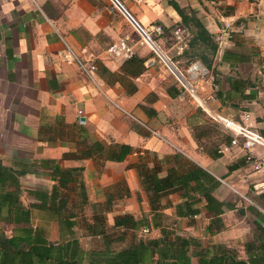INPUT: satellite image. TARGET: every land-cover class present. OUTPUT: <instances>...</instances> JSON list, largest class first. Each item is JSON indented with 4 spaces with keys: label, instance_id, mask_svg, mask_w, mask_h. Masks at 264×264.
I'll use <instances>...</instances> for the list:
<instances>
[{
    "label": "crops",
    "instance_id": "0c3cea01",
    "mask_svg": "<svg viewBox=\"0 0 264 264\" xmlns=\"http://www.w3.org/2000/svg\"><path fill=\"white\" fill-rule=\"evenodd\" d=\"M119 1L140 24L163 26L156 40L180 68L200 60L210 69L212 78L200 94L214 92L211 108L237 121L249 112L250 123L264 134V5L257 7L251 0H174L202 24L203 33L192 21L184 22L169 0ZM227 19H232L231 38L215 57L216 37ZM176 26L189 33L182 54L173 45ZM126 34L134 56L142 59L140 72L133 75L125 70L126 59L108 52L109 45ZM138 38L109 0H0V163L17 181L5 180L2 193H17L18 203L29 210V224L49 242L67 240L69 231L60 226L71 222L73 237L84 251L102 249L103 235L89 229L98 226L99 214L114 249L120 250L160 235L152 227L147 233L143 226L114 227L115 218L125 214L150 220L147 192L136 166L144 163L164 176L172 163L161 164L159 159L179 153L187 159L181 169L198 166L214 177L210 192L223 203V211H209L202 199L196 204L197 214L177 217L175 204L182 201V193L169 192L159 199L163 222L180 236L200 242L208 256L224 247L248 264H264V213L240 195L264 207V192L255 193L245 183L261 176L252 172L229 140L214 142L218 155L207 151L209 141L197 139L194 127L216 122L193 100L177 97L170 74L159 80L164 67L160 61L146 66L152 52ZM66 45L96 66L93 80L80 70ZM115 104L148 123L164 140ZM95 141L103 145L102 151L92 149ZM115 143L132 148L122 161L106 157ZM6 210L4 206L0 232L10 237L15 228L28 224L8 222ZM139 232L143 235L137 236ZM191 260L195 263L197 257Z\"/></svg>",
    "mask_w": 264,
    "mask_h": 264
},
{
    "label": "trees",
    "instance_id": "16d2710c",
    "mask_svg": "<svg viewBox=\"0 0 264 264\" xmlns=\"http://www.w3.org/2000/svg\"><path fill=\"white\" fill-rule=\"evenodd\" d=\"M169 1L184 22L192 21L199 32L205 33L202 24L194 16H188L174 0ZM140 63H142V59L132 56L124 61V64H127L125 70L131 75L137 74L140 72L138 69ZM135 64L137 67L134 66ZM214 124L217 126L216 123ZM214 132L216 131L209 123L194 127L197 139L210 137ZM218 133L220 135L219 143L229 140V134L222 135L219 130ZM261 135L264 136V134ZM217 144H205L207 151L212 153L211 155H218L216 153ZM91 146L95 151L104 149L103 145L96 141L92 142ZM131 150V146L127 144L115 143L107 150L106 157L109 160L122 161ZM159 160L161 164L169 161L172 163L164 176H158V171L155 168L150 170V167L144 163L136 166L142 186L147 192L150 220L145 216L135 219L132 215L125 214L116 217L114 221V227L135 229L138 226H143L145 233L149 232V227L158 229L160 233L158 237L139 239L133 241L126 248L116 250L112 245L114 239L108 237L102 226L103 216L95 214L98 226L89 229L92 234L103 235L104 247L102 249L84 251L78 240L73 237L71 222H64L60 226V230L64 228L69 231L67 240L49 242L35 227L29 224V210L24 209L18 203L17 193L7 194L5 192L3 194L0 189V217L3 207L6 206L7 210L4 215L8 222L14 224L24 221L28 224L15 228L10 237H6L0 232V264H248L237 259L224 247L219 248L218 254L208 256V249L203 248L200 242L180 236L173 226L163 222L165 216L159 199L163 194L169 192L181 191L182 193V201L175 204L177 217H192L197 214L199 209L196 204L202 199L206 201V208L217 214L223 211V203L212 196L210 191L215 180L207 171L198 166L187 170L181 169L183 161H187V159L179 153L166 155ZM61 172H57L60 184L63 183ZM5 180L14 184L17 182L14 176L9 175L6 168L0 163V186ZM192 255L197 257L195 263L191 260Z\"/></svg>",
    "mask_w": 264,
    "mask_h": 264
},
{
    "label": "built area",
    "instance_id": "2783aa9c",
    "mask_svg": "<svg viewBox=\"0 0 264 264\" xmlns=\"http://www.w3.org/2000/svg\"><path fill=\"white\" fill-rule=\"evenodd\" d=\"M112 5L119 10L128 23L135 30L138 35L137 42L139 44H145L152 55L145 59L146 66H153L156 61H160L163 65V71L158 73L160 81L166 79V74H170L177 88V97L180 100L191 99L207 114L209 118L219 124L229 134V145L238 148L242 154L245 163L250 166L252 172L259 174L261 178L259 180H245L248 186H251L255 193L264 192V136L260 132L253 129L249 122L251 120V114L244 112L241 117V121L235 120L231 115L222 114L219 111L210 107L209 103L216 100L214 92H210L207 97L202 96L200 93L205 89V84L210 80L211 72L200 60H194L190 62L185 68H180L177 63L169 58V56L163 51L158 44L156 38L163 34V26L159 23H151L147 26L140 24L130 12H128L119 0H109ZM257 7L264 5V0H251ZM232 25V19L223 20V27L220 30L217 40V48L215 57H220L223 49L227 46L230 41L231 34L230 28ZM174 37V48L177 54H182L184 49L187 47L189 41L188 30L183 26H176L173 29ZM67 46V45H66ZM68 53L71 58L76 61L80 70L90 79L93 80L96 66L77 57L67 46ZM108 52L113 57L119 59H128L135 55V50L130 44V36L123 35L119 37L115 42L111 43L108 47ZM166 73V74H165ZM120 110L126 115L131 117L133 120L138 122L144 128L148 129L151 133L162 138L164 137L155 129L150 127L148 124L143 122L137 116L131 112L122 108L118 104H115ZM78 117L83 116L82 110H78ZM79 123H83L79 120ZM228 147L224 149L227 150ZM223 149H218V152ZM241 197L254 205L259 211L264 213V207L259 203L252 201L248 196L240 194ZM147 230V228H145Z\"/></svg>",
    "mask_w": 264,
    "mask_h": 264
},
{
    "label": "rangeland",
    "instance_id": "374dc122",
    "mask_svg": "<svg viewBox=\"0 0 264 264\" xmlns=\"http://www.w3.org/2000/svg\"><path fill=\"white\" fill-rule=\"evenodd\" d=\"M125 116H127V117H129L128 115H126L125 114ZM129 118H131V117H129ZM140 119V118H139ZM131 120H133L132 118H131ZM143 121V120H142ZM134 122H136L135 120H134ZM145 122V121H144ZM146 123V122H145ZM137 124H139L138 122H137ZM146 124H148V123H146ZM140 125V124H139ZM249 125L253 128V129H255L256 130V127H254V125H252L250 122H249ZM141 126V125H140ZM210 126H212L213 128H214V130L216 131V132H214L213 134H211V136L210 137H206V140L207 141H209V144L210 143H214V142H216L219 138H220V135H219V133H218V127L213 123V122H210ZM142 127V126H141ZM138 235H143V232H139V233H137V236Z\"/></svg>",
    "mask_w": 264,
    "mask_h": 264
}]
</instances>
